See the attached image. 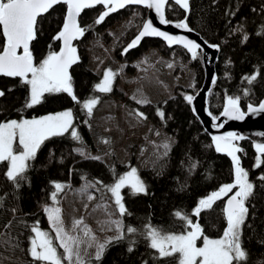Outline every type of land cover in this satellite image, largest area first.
<instances>
[{
  "label": "trees",
  "instance_id": "trees-1",
  "mask_svg": "<svg viewBox=\"0 0 264 264\" xmlns=\"http://www.w3.org/2000/svg\"><path fill=\"white\" fill-rule=\"evenodd\" d=\"M237 4L239 10L235 17L226 16L225 12L229 9L236 10ZM189 5L186 15L176 5L169 3L165 10V17L171 22H178L187 17L189 27L206 43L220 45L215 63L216 83L211 87L207 98L208 111L218 117L223 110L226 95H242L243 89L249 87L253 92L251 101L258 104L259 100L264 99V36H257L255 33L261 25H264V0H189ZM104 10L102 6L84 10L78 19L81 27H86L88 30L74 44L78 61L69 69L73 93L77 100L74 101L67 93L45 94L46 99L40 105L25 108V100L29 96L27 87L20 84L19 78L0 77V90L5 92V97L0 98V121L31 119L71 110L73 124L81 137L80 141H74L70 133H66L63 137H54L46 141L39 150L37 159L32 162L33 167L27 173L30 186L27 182L22 183L17 191L4 175V181L9 186L6 190L0 188V195L7 194L4 207L0 208V214L3 216L0 227L4 232L7 231L3 226L9 220H13V213L8 210L18 208L17 220L14 221L11 233L19 242L23 241V264H31V257L27 254L28 237L31 232L30 227H25V224L31 226L39 222L41 230L48 231L53 238L55 237L47 225L42 210L46 204L53 205L52 182H60L66 186L58 196L57 206H59L63 194L69 188L78 186L84 181L93 182L101 193L112 197L111 193L96 184V181H102L103 185H111L120 175L130 171L131 168H136L137 175L147 185V194L139 193L133 196L130 187L127 186L121 190L123 203L127 212L131 213L122 217L125 233L127 226L143 231L144 226L149 223L168 233L183 232L185 231L184 222L174 215L177 210L187 212L194 222L201 225L210 238L222 236L226 227L222 213L226 196L216 201L212 209L202 211L199 217L192 215L200 199L218 191L224 184L234 182V167L231 159L215 151L209 136L194 116L191 104L184 99L188 95L194 96L203 84L205 74L202 54L193 60L184 48L180 46L168 48L157 39H145L136 49L125 51L129 42L138 34L145 20L146 11L141 8H125L107 16L102 23L95 24L94 21ZM65 12V5H56L54 11L50 10V14L47 13L40 19L38 38L30 47L36 63L45 58L49 51H58L59 41H55L53 37L58 34L63 25ZM131 14H135L136 20L134 26L117 40L114 48L116 59L128 63L143 56L149 48H155L165 56L178 57L183 65L193 69L195 73L193 89L177 86L173 97L144 105L124 98L123 93L116 89V76L111 92L100 93L95 89V85L100 83L101 78L88 68L86 47L89 42L101 35L108 40L109 37L104 34L105 31ZM241 23L250 36L249 40L243 44L241 43L242 34L228 35L231 29ZM2 44L3 40L0 38V47ZM257 69L260 75L254 85L249 86L243 78L253 74ZM127 71L132 70L127 68ZM10 88L11 92L8 91ZM109 96H115L124 101L134 114L143 113V117L146 118L139 116L141 119L151 121L175 139L167 155L150 160L144 169H139L135 164L134 154L127 162L121 164L113 154L111 163H106L80 158L74 152L76 146L95 150L91 135L93 113ZM91 98H97L98 102L89 117L83 104ZM248 101L249 98L244 97L242 106L246 108ZM158 112L164 113V116L161 117ZM236 144L243 149V152L238 153L241 156V166L249 172V179L257 186L258 195L248 205L251 214L248 223L253 227L251 229L246 227L243 230V247L250 253V264H255L258 259H264V247L257 243L258 239L264 237V182L258 179L259 176L264 175V165L260 168L254 167L257 153L249 141H240ZM50 151L54 152L51 163L48 161ZM61 160H63L62 163ZM234 191L235 189L233 193ZM233 193H229L228 196ZM10 206L11 208H8ZM5 210L8 214L2 213ZM9 215L10 218H8ZM20 218L23 219V224L18 222ZM126 235L128 239L137 241L134 251L132 253L127 251L128 239L113 243L106 250L100 264H143L145 260L148 264H163V261L154 262L151 259L154 250L146 247L147 241L142 236L127 233ZM54 243L57 244L55 240ZM58 251L62 253L63 250L58 248ZM92 264L96 262L93 260Z\"/></svg>",
  "mask_w": 264,
  "mask_h": 264
},
{
  "label": "snow or ice",
  "instance_id": "snow-or-ice-1",
  "mask_svg": "<svg viewBox=\"0 0 264 264\" xmlns=\"http://www.w3.org/2000/svg\"><path fill=\"white\" fill-rule=\"evenodd\" d=\"M168 0H0V38L3 40L0 47V76L19 78L20 84L26 86L29 96L25 100L24 107L32 108L45 101V94L67 93L74 101L77 100L73 93L72 76L69 69L76 64L78 57L76 48L72 41L85 35L88 30L81 27L78 23V17L85 9H92L96 5H103L102 11L95 24L102 23L112 12L122 9L127 5H143L147 9H154L161 24H167L169 21L165 18V7ZM185 11L189 10V0H175ZM64 4L67 6V14L64 17L62 29L56 36L55 41H62L60 50L49 51L47 56L38 63L34 61L33 51L30 45L37 40L40 32V19L44 14H50V10H55L56 5ZM236 10H227L225 15L235 17ZM253 11H256L253 9ZM231 23V20H229ZM176 28L185 31H193L185 20L175 24ZM233 33L242 34L241 43H246L250 36L245 31L244 25L238 24L231 29L228 35ZM257 36H264V25L255 33ZM162 37L171 46L173 44L182 45L191 58L196 60L202 53L201 45L184 36H173L159 31L151 22H145L139 34L128 44L125 51L136 47L144 37ZM51 47V45L49 46ZM208 47L220 50V45L209 44ZM22 49V52L20 51ZM172 67L171 64L168 65ZM115 73L106 70L103 80L95 85V89L100 93H109L113 90V79ZM260 75L259 69L251 75H246L243 79L249 86L254 85ZM216 78L213 77V84ZM9 92L12 91L10 88ZM252 88L243 89L242 95H226L223 104V111L220 116L227 120H244L249 115H259L264 113V99L259 100L258 104L251 101ZM5 97V92L0 90V98ZM248 97L249 101L245 107L242 106V100ZM184 99L191 104L194 97L185 96ZM97 98H91L83 104L90 117L93 108L96 106ZM144 99H137V104L147 103ZM195 113V109H193ZM137 116L143 117V113L136 112ZM161 117L164 113L158 112ZM214 122L213 127L222 128L223 123H215L219 117L208 113ZM87 123V121H86ZM70 133L74 141H80L81 137L75 125L73 124V113L71 110L62 111L56 114L43 116L39 119H10L0 121V163L7 162L5 172L6 179L11 182L15 190H19L22 183H29L28 171L33 167V161L37 159L38 152L45 145V142L54 137H63ZM259 135L264 136V133ZM212 141L215 151L226 153L231 157L234 167V182L224 184L218 191L212 192L206 198L198 201V205L193 209L192 215L199 217L204 210L212 209L216 201L222 197L228 196L225 206L222 209L226 227L222 236L219 238H210L205 234L201 225L194 222L187 212L183 210L175 211L174 215L184 222L185 231L180 233H168L163 229L152 226L150 223L144 226L143 231L133 226L126 227V233L142 236L146 241V247L154 250L151 259L154 262L163 261V264H250V253L243 247V230L251 229L252 224L248 223L250 218V202L257 197V186L249 179V172L241 166V156L238 153L243 152L235 141L245 139L242 135L228 132L223 135H213ZM104 144H109L110 140L102 139ZM163 147L167 150L168 144ZM257 153L254 167L260 168L264 165V142L254 144ZM77 152L85 159L101 160L99 156L86 155L82 150ZM107 155V153H106ZM167 155V152H165ZM54 152H49L48 161L52 162ZM61 163L63 160L60 161ZM264 182V175L258 177ZM54 191L51 193L52 206H43V211L47 215L51 231L55 233L53 238L48 231L41 230L39 222L33 223L30 227L31 235L28 237L29 247L27 254L31 257V264H100L106 250L113 243H119L128 239L125 233V226L120 220L113 221L116 225L117 235L108 237L103 243L96 240L90 228L84 224L83 219L73 221L71 228L65 226L62 219V209L59 204L58 196L65 190V185L60 182H52ZM96 184L106 188L114 198V203L118 208L121 217L131 215L127 212L123 203L121 190L126 186L130 187L131 194L135 196L139 193L147 194V185L137 175V169L131 168L130 171L120 175L111 185H103L102 181H96ZM182 190V189H181ZM6 195H0V208L4 207ZM19 199V197H17ZM89 199H92L89 196ZM13 220H9L3 227L6 232H0V243L6 249L15 250L19 248V241L12 236L11 229L14 221L17 220L16 213L18 208H13ZM23 224L22 218L18 220ZM110 230V229H109ZM74 232H82L83 237L73 235ZM54 240L58 243H54ZM202 240V246H198V241ZM87 243V247H95V254L88 260L81 255V245ZM129 247L127 251L132 253L134 245L137 243L134 239H128ZM257 243L264 247V237L257 240ZM62 249V253L58 251ZM7 264V260L5 261ZM23 264V262H21ZM148 264V261H143ZM255 264H264V259H258Z\"/></svg>",
  "mask_w": 264,
  "mask_h": 264
},
{
  "label": "rangeland",
  "instance_id": "rangeland-1",
  "mask_svg": "<svg viewBox=\"0 0 264 264\" xmlns=\"http://www.w3.org/2000/svg\"><path fill=\"white\" fill-rule=\"evenodd\" d=\"M135 20V14H131L114 23L105 31L104 34L109 37L108 40L101 35L89 42L86 47L88 68L100 76L101 81L104 72L111 70L117 77L116 89L123 93L124 98H129L134 102L137 99L148 101L141 105L157 103L173 97L177 86L193 89L195 76L193 69L183 65L178 57L165 56L155 48H149L143 56L128 63L116 59L115 44L134 26ZM169 64L172 67H169ZM127 68H131L132 71L128 72ZM91 135L95 150L91 151L87 147L76 146L74 152L80 158L85 159L76 151L77 149L82 150L86 155L99 156L102 158L100 161L106 163H111L112 154L121 164L127 162L134 154L135 164L139 169H144L150 160L161 158L175 143L172 136L163 132L151 121L143 120L135 115L124 101L115 96H109L103 100L94 111ZM102 139H108L110 143L104 144L101 142ZM164 144L169 145L167 150L163 147ZM3 167L0 165V188L6 190L9 186L4 181L7 163L4 173ZM89 196L92 199H89ZM59 207L62 209V219L67 228H71L74 220L82 218L84 224L91 229L92 234L100 243H103L108 237L117 235L116 225L113 221L120 220L122 222L114 198L101 193L91 181H84L78 186L69 188L63 194ZM8 211L5 210L2 213L8 214ZM44 214L47 225L51 229L47 215ZM10 217L9 215L8 218ZM2 218L3 216L0 214V225ZM0 232H4L1 227ZM72 234L83 237L82 232ZM23 246V241H20L19 248L11 250L6 249L0 243V264H5L6 260L7 264H20L24 260ZM198 246H202V240L198 241ZM94 254L95 247H87L86 242L81 245V255L85 260L90 259Z\"/></svg>",
  "mask_w": 264,
  "mask_h": 264
},
{
  "label": "water",
  "instance_id": "water-1",
  "mask_svg": "<svg viewBox=\"0 0 264 264\" xmlns=\"http://www.w3.org/2000/svg\"><path fill=\"white\" fill-rule=\"evenodd\" d=\"M169 3L176 5L186 15L188 14L189 10L185 11V9L181 8L178 4L175 3V0H168L166 7L168 6ZM61 5H64V4H61ZM97 6L103 7V5H96V6H94V8ZM166 7H165V10H166ZM125 8H141V9H144L146 11V16H145V20H144L143 24L145 22H151L153 24V26L156 27L159 31H163V32L168 33L169 35H173V36H184V37H187L188 39H191V40H193V41H195L201 45V47L203 48L202 60H203V68H204L205 77H204V81H203L201 88L195 93V95L193 96L194 99L191 103L192 112H193V109H195V113L193 112L194 116L199 120L204 131L209 136L213 147H214V144H213V141L211 138L213 135H223V134H226L228 132H233V133H236L237 135H242L245 137V139L235 141V143L240 142V141H249L252 144L253 150L255 151L254 144L264 142V136L259 135L260 133H264V113H261L259 115L246 116L244 120H227V118L219 115L218 116L219 120H217L215 123H223L224 126L222 128H218V129L213 127L214 122L212 120V117L210 115H208L209 111H208V106H207V98H208V94L211 90V87L213 86V77L216 78L215 63L217 60L218 51L216 49L208 47L209 44L206 43L200 37V35H198L194 31H185L183 29L176 28L175 24L181 22L182 20L178 21V22L169 21V23H167V24H161L159 21V18L157 17V15L155 13V10L154 9H147L143 5H127L126 7L122 8V9H118L116 12H112L109 15L117 13V12H119ZM85 10H87V9H85ZM83 11H82V13H83ZM66 14H67V6H66L65 16H66ZM77 19H79V17ZM183 20H185V19H183ZM143 24H142L139 31L142 30ZM61 29H62V27H61ZM138 34H139V32H138ZM79 39L72 41L73 46H74L75 42L78 41ZM145 39L160 40L168 48H174V47H178V46L183 48L182 45H177V44H173L170 46L167 43V41H165L162 37L150 36V37L142 38L136 47L128 49L127 51H131V50L136 49L142 43V41ZM61 46H62V41H59L58 51L60 50ZM30 47H31V45H30ZM20 51L22 52V49ZM76 55L78 57L77 50H76ZM190 56H191V54H190ZM245 110H246V108H245ZM222 154L228 156L226 153H222ZM229 158L231 159V157H229ZM229 196H231V195H229ZM227 199H228V196L225 198V204H226Z\"/></svg>",
  "mask_w": 264,
  "mask_h": 264
},
{
  "label": "flooded vegetation",
  "instance_id": "flooded-vegetation-1",
  "mask_svg": "<svg viewBox=\"0 0 264 264\" xmlns=\"http://www.w3.org/2000/svg\"><path fill=\"white\" fill-rule=\"evenodd\" d=\"M0 77H3V76H0ZM6 78H12V77H6ZM6 163H7V162L0 163V165L4 166V167H3V173H4V168H5V164H6Z\"/></svg>",
  "mask_w": 264,
  "mask_h": 264
},
{
  "label": "bare ground",
  "instance_id": "bare-ground-1",
  "mask_svg": "<svg viewBox=\"0 0 264 264\" xmlns=\"http://www.w3.org/2000/svg\"><path fill=\"white\" fill-rule=\"evenodd\" d=\"M202 126V125H201Z\"/></svg>",
  "mask_w": 264,
  "mask_h": 264
}]
</instances>
